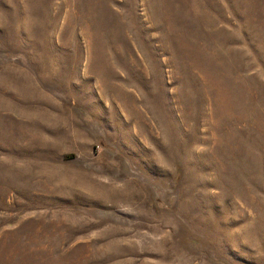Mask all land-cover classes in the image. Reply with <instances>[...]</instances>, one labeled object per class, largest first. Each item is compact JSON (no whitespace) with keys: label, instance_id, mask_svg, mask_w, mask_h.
<instances>
[{"label":"rangeland","instance_id":"rangeland-1","mask_svg":"<svg viewBox=\"0 0 264 264\" xmlns=\"http://www.w3.org/2000/svg\"><path fill=\"white\" fill-rule=\"evenodd\" d=\"M0 264H264V0H0Z\"/></svg>","mask_w":264,"mask_h":264}]
</instances>
